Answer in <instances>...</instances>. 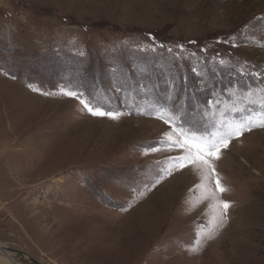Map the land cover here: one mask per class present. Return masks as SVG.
<instances>
[{
  "label": "rangeland",
  "instance_id": "374dc122",
  "mask_svg": "<svg viewBox=\"0 0 264 264\" xmlns=\"http://www.w3.org/2000/svg\"><path fill=\"white\" fill-rule=\"evenodd\" d=\"M249 91L258 112L264 0H0V241L45 264H264V128L207 178L168 174L183 153L159 143L160 116L214 132Z\"/></svg>",
  "mask_w": 264,
  "mask_h": 264
},
{
  "label": "snow or ice",
  "instance_id": "6c2138e0",
  "mask_svg": "<svg viewBox=\"0 0 264 264\" xmlns=\"http://www.w3.org/2000/svg\"><path fill=\"white\" fill-rule=\"evenodd\" d=\"M68 96L77 98L83 105L84 109L93 116L104 117L108 116L112 119L118 118V113L111 110L105 111L101 106H93L90 98H85L83 93L76 91H68L65 93ZM250 91L242 97L246 101V106L236 108L233 106V118L224 120L216 131L210 132L207 129L203 131L194 128L190 122L184 121L182 117L169 116L165 119L164 116L159 118L164 120L172 129L170 132L164 133L165 140L160 141V144L166 145L169 149H179L182 155L169 157L172 168L166 170L171 174V170L183 169L186 166H191L200 170L202 176L207 178L209 173L215 175L214 160L220 158L221 150L227 149L232 139L242 136L245 132L252 131L254 128H264V100L259 103V111L249 107L253 101ZM239 113V117L235 113ZM151 150H158L153 147ZM159 181H157L158 183ZM216 187L220 192H225L226 189L221 186L220 180L217 177ZM218 207L222 208L221 217L227 212L230 204L220 201Z\"/></svg>",
  "mask_w": 264,
  "mask_h": 264
},
{
  "label": "bare ground",
  "instance_id": "6f19581e",
  "mask_svg": "<svg viewBox=\"0 0 264 264\" xmlns=\"http://www.w3.org/2000/svg\"><path fill=\"white\" fill-rule=\"evenodd\" d=\"M6 245L4 243H2L0 241V252L3 253V255H5V257H8L11 253L10 252H6L3 247H5ZM209 247V246H208ZM208 250V248H207ZM206 250V251H207ZM205 251V252H206ZM204 252V251H203ZM199 254V253H198ZM197 254V255H198ZM203 255V253H201ZM200 254V255H201ZM207 254V253H206ZM199 256V255H198ZM205 256V255H204ZM200 257V256H199ZM198 257L196 256L194 251H189L186 254H180L179 251L177 253L174 254L173 257H171L169 259V262H167L165 260L164 263L161 264H204V258L203 256L199 259H197Z\"/></svg>",
  "mask_w": 264,
  "mask_h": 264
},
{
  "label": "water",
  "instance_id": "95a60500",
  "mask_svg": "<svg viewBox=\"0 0 264 264\" xmlns=\"http://www.w3.org/2000/svg\"><path fill=\"white\" fill-rule=\"evenodd\" d=\"M3 249L6 251V252H10V253H17L19 255H22L24 256L25 258H27L31 263L33 264H45L37 259H35L34 257H31L30 255H28L26 252L22 251V250H19V249H15V248H12V247H8V246H5L3 247Z\"/></svg>",
  "mask_w": 264,
  "mask_h": 264
}]
</instances>
